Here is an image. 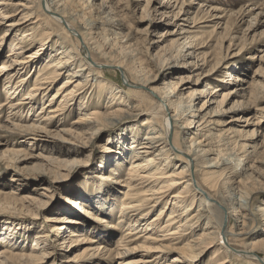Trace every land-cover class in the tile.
<instances>
[{"label":"bare ground","instance_id":"6f19581e","mask_svg":"<svg viewBox=\"0 0 264 264\" xmlns=\"http://www.w3.org/2000/svg\"><path fill=\"white\" fill-rule=\"evenodd\" d=\"M236 1L233 0V2ZM37 2L45 15L44 18L36 15L34 0H0V27L4 22L7 26L5 33L0 36V46L9 31H16L15 40L19 39L17 43L12 40L15 42L11 45V52L0 64V87H3L6 100L4 103L1 102L0 114L8 107L13 114H11L12 119L24 122L16 123L7 119L13 127L8 123L0 124V132L7 133L12 130L11 128L18 129L17 131H20L22 135L25 133V137L31 135L29 137L31 140L29 144L27 143L31 147L42 146L43 148L52 145V150L56 147L55 149L61 155H79L93 138L94 131L108 122V119L114 116H126V114L137 117L147 116L142 122L145 129L131 127L130 134L126 133L127 137L123 141H121L122 137L117 139L116 141L120 144L105 155L99 169L93 172L91 178H87L86 186L80 188V190L87 188L90 191L83 190L82 195L65 197L67 204L73 209L72 212L75 210L76 215L69 216L67 213L46 218V222H53L51 231L61 233L62 230L71 229L67 235L69 244L73 248L86 245L74 257L79 259L91 256L104 257V259L101 258L103 263L96 261V264H110L116 257H132L122 261L123 264H180V262L194 264L198 256L204 252L203 249L217 242L220 243L221 248H225V257L219 258L215 250L207 264H228L232 258H242L239 252L243 253L246 260L251 263L264 264V230L261 237L245 243L241 249L234 248L230 242L231 235L237 238L242 236L249 238L255 231L253 226L255 220L260 222L259 217L262 220L260 223L264 225V207L259 205L255 208L241 204L231 206L232 209L228 206L235 204L236 199L223 197L224 199L220 200L215 196L223 187L220 184L224 180L235 186V190L237 189L244 199L254 198L257 190L256 182L249 180L254 172H252L253 163L255 159H258L257 154H259L258 144H254V137L257 134L255 130L262 128V119L252 121L251 124L254 127L251 131L252 138L244 142H241L242 138L237 135L244 130H231L230 127L216 128L221 125L220 107L228 95L238 91L246 92L248 95V89L258 85L257 80L251 83L245 79L246 77L232 73L230 81H233L235 88L231 89L228 95L225 93L223 99L215 100L216 93L221 91V84L217 87L209 85L208 90H212L211 93H207L208 96L200 107L194 108V100L199 99L198 92L192 91L186 96L182 92L178 93L191 86L182 88L186 86L185 84L179 88L180 81L174 82L169 89L151 85L153 80L148 75L147 67L143 66L142 56H139L142 51H137L140 48H136L137 50L134 48L137 44L132 42L129 32L123 31L128 29L126 19L130 12L129 5L124 0H102L99 3L96 0H37ZM164 2L167 4L163 6L164 8L174 6L177 8L181 5L179 10H182L186 0H165ZM155 3L156 0L147 2V5L152 7L151 14L165 15L163 13L167 11H163ZM248 3V8L243 12L247 13L253 9L250 6L255 7L259 4L255 0H248ZM243 7L245 5L240 12ZM218 12L223 10L214 5L208 13H211L210 17L216 18ZM226 14L219 18L224 19ZM18 15L20 17L16 19ZM188 16L178 11L173 12L172 17L165 18L167 23L174 25L192 18V22L195 23L183 32L187 33L186 39L190 41L181 44L176 55L171 53L172 58L187 55L198 57L195 54L198 49L195 42L196 35L193 33L197 28L198 17ZM34 18L35 21H33ZM31 20V25L26 24ZM228 21L225 30L230 27ZM18 33L21 37H18ZM119 33L124 35L117 37L116 34L119 35ZM54 37L57 38L54 40ZM50 42H52V48L55 47V53L51 52L49 57H44L45 59L39 64L33 62L46 52L48 49L46 46ZM37 44H40L37 50L24 55L23 51L30 52ZM231 46L232 41L229 48ZM192 48L195 50H190ZM188 63L190 61H187L183 67L191 71L192 67H189ZM103 66L122 70L124 83L129 87L128 92L125 89L129 99L139 101L136 98L142 93L139 88L149 87L155 96V100H152L155 110L148 109V106L146 108L140 101L124 104L127 106L123 107V89L118 90L114 87L115 82L105 77ZM32 69L34 71L31 74ZM24 70L26 71L23 72ZM62 75H67V78L61 82L51 99L45 102L49 88ZM93 79L96 83L94 88L98 90L100 98L104 94H109L107 98L111 100V103L106 106L99 104L88 111L94 89L89 95L87 92ZM190 81L189 77L187 82ZM31 82H34L32 86ZM246 82L250 85L244 87ZM23 90L27 92L21 98ZM131 92L136 95L135 98L131 97ZM176 94L179 95L176 96ZM118 100L123 102L118 103ZM40 103L42 107L37 111L35 115L37 117L32 118L33 111ZM211 103H217L216 107L205 112ZM77 104L78 111L81 114L85 111L86 118L80 116V120L70 122V116L76 112L73 106ZM249 104V102L245 103V106ZM102 108L105 111H102ZM25 111L32 120L28 119V116L24 117ZM229 111L236 112L237 108ZM1 117L0 115V120ZM58 124L64 127H59ZM84 125L88 127L83 129ZM212 125L216 126L211 127ZM186 129L191 131L187 137L182 138ZM142 132H144L143 138ZM130 138L132 143L127 148L126 143L130 141ZM251 148L252 151H250ZM232 151L238 152L237 157L234 156L237 163L229 165L225 163L223 157L230 156ZM3 154L13 155L10 157L13 160L16 159L14 155L19 154V151L11 149L4 151ZM212 154L216 156L210 158ZM77 155L72 159L70 155L67 159L47 156L45 160L51 164L52 173L57 178L64 175L63 170L78 162ZM243 157H245L244 160ZM178 161L181 162L179 166L176 164ZM243 163L244 166L240 168ZM43 189L48 191L47 188ZM263 190L264 187H261L257 191ZM120 195H123V198H120ZM23 199L29 203L34 200L31 196ZM44 203L45 201H40V205ZM160 205L163 207L146 223L147 216ZM194 205L197 207L196 212H192ZM77 212H81L86 217V221H83L84 219L80 218ZM211 212L225 215L227 220L233 219L238 232L228 230L224 221L217 223ZM202 218L206 222L198 223ZM89 222L93 223L94 227L87 226ZM202 224L209 227H203L202 233L196 232V228H202ZM102 227L114 228L121 232L116 248L108 247L111 239L100 235L99 231H102ZM84 231L98 232L99 235L96 236L98 240L89 239L88 236V239L85 236L84 238ZM113 231L114 233L111 232L110 236L117 234L115 230ZM34 237V246L30 248L28 254L15 253L11 247L6 246L7 248L5 247L0 254V264H16L24 257L27 258L24 264L42 263L45 258L53 255L57 249L54 239H51V244L47 247L46 243L44 246L41 244L49 238L48 234L37 233ZM99 241L103 243L100 244ZM42 247L45 248L42 250ZM230 248L235 251H231ZM168 251H176L178 254L171 257V260H166L167 256L164 253ZM135 253L141 254L135 258ZM162 259L165 260L162 261ZM51 264H56V261L53 260Z\"/></svg>","mask_w":264,"mask_h":264},{"label":"rangeland","instance_id":"374dc122","mask_svg":"<svg viewBox=\"0 0 264 264\" xmlns=\"http://www.w3.org/2000/svg\"><path fill=\"white\" fill-rule=\"evenodd\" d=\"M96 1L97 3H99L102 0ZM124 1L129 5L130 12L128 13L126 19L128 29L123 31H125L126 33L129 32L130 39H132L133 43L137 44L134 48H140L136 50L142 51V54H140L139 56H142L143 66L147 67V71L149 73L148 75L153 80V83L151 85H153L154 87L169 89V86L177 81H180L179 88L181 87V85L183 86L185 84L186 86H183L182 88L191 86V88H185L184 90L182 89L178 93L181 94L182 92L184 96H186L189 94V92H198L197 96L199 99L194 100L193 102L195 106L194 108H197L200 107L203 101L206 99V97L208 96L207 93H211L212 90H208L209 85L217 87L221 84V91L216 93L217 95H215V100L219 101L223 99L225 93H227L226 95H228V92L231 89L235 88L233 81H230L232 73H238L241 77H246L245 79L251 83L252 81L257 80L258 85L254 87L251 86L250 90L248 89V95L246 92L240 91L232 93L230 96L228 95V98L224 100L223 105H221L220 107V109L222 110V113L219 115L220 119L222 120L221 125H212L211 127L216 126V128L218 129H228L230 127L231 130H244V132L242 133H237V135L242 138L241 140H239L241 142H244L246 139L252 138L251 131L254 129L251 124L252 121L262 119V128H257V130H255L257 134L254 137V144H258L259 154H257L258 159H255V162L253 163L254 165L252 172H254L252 173V178L249 181L256 182L255 187L257 190H259L261 187H264V0H255L258 1L259 4L255 7L250 6V8L253 7V9L249 11L250 13L243 12L248 8V0H237L236 2H233V0H186V2L182 6V10H179L181 8V5L179 6L180 8H175L176 6L172 8H164L163 6L166 4L164 2L165 0H156L155 5L162 8L163 11H167V13H163L165 14L163 16L161 14H151L152 7L151 5H147L148 0ZM34 2V6L36 7V9L34 8V10L35 13L37 12L36 15H40L41 18H44L45 15L38 7L37 0H34ZM214 5L217 8L223 10V12H218L219 14L216 18L209 16L212 13L211 11L210 14L208 13L209 10H211V7H214ZM244 5L245 7H243L242 9V13L240 12V10ZM178 11H181L182 14H186L187 16L189 15L188 17L190 18H192L193 16L198 17V21L196 22L197 28H195L196 30L193 32L196 35L195 42L197 43L198 49L195 54H197L198 57L193 55H187L178 58L171 57V53L176 55L177 49L181 48L182 46L181 44L186 41H190L189 39H186L187 33H183L184 30L190 29L191 26L195 25V23L192 22L193 18L188 19V21H180L179 25L167 23V20H165V18L167 16L169 18L172 17V13ZM226 12L228 14H226ZM225 14L226 17L224 19L219 18V16H223ZM19 17L20 15H18L16 19ZM35 20L36 19L34 18L33 21ZM227 21L229 22L230 27L228 28V30H225ZM30 22H32V20L26 24H30ZM6 28L7 26H5L4 22L0 27V36L5 33ZM192 28L194 29V27ZM213 29L215 30L213 31ZM15 33L16 31H9L6 39L0 46V64L7 58L6 56L10 54L11 45L14 44L15 41L17 43L19 40H15V38H17L14 37ZM121 35H124V33H119V35L116 34L117 37ZM18 37H21L20 33H18ZM56 38L57 37H54V40ZM231 41L232 46L229 48V44ZM39 45L40 44H37L36 47L30 52L23 51L24 55L26 56L28 54H31V52H34L39 48ZM46 47H48L46 52L38 56L33 62L39 64L45 58H47V56L49 57L51 52L55 53V47L52 48V42H50ZM190 50L194 51L195 49L192 48ZM99 60L103 63L105 62L103 59ZM187 61H190L188 65L190 64L189 67H192L191 71L183 67L186 65ZM103 68L104 72L106 73L105 77L112 80L113 83L115 82L114 87H116L118 90L123 89V107L127 106L124 104H131L132 102L138 103L140 101L146 108L148 106V109L152 108L155 110L156 107L153 106L152 102V100H155V96L153 95V93H151L149 87H140L139 89L142 93L139 97H136V95H134L132 92L130 93L131 97L135 96L139 101L129 99L126 95V91H129V87L124 83L123 73H121L122 70L119 68L107 66H103ZM25 71L26 70H24L23 72ZM33 71L34 69H32L31 74L33 73ZM24 74L26 75V73ZM189 77L191 81L187 82ZM66 78L67 75H62L60 76V78H58L56 83L54 82V84L51 85L47 92L45 102L51 99L53 94L57 91V88L59 87L61 82ZM1 79L3 80V77H1ZM94 79L90 84V88L88 90L89 92H87V94L89 95L94 89V94L92 93V97L90 99L91 108L88 107V111H91L95 107L99 106V104H103L106 106L107 104L111 103V100L107 98L109 94H104V96L100 98L101 96L99 95L98 90L94 88V85L96 84ZM222 80L224 82H221ZM33 83L34 82H31L30 85L32 86ZM249 85L250 83H244V87H247ZM2 88L3 87H0V105L6 101L5 93L3 92ZM125 89L127 90L125 91ZM26 92L27 90H23V92L21 93L23 94L21 98L25 95ZM143 94L145 95V97ZM179 94H176V96ZM97 96L99 98H97ZM123 100L120 101L123 102ZM120 101L118 100V103ZM248 102L250 104L248 106H245V103ZM42 103H40V105L36 107L32 115L30 114L32 118L37 117L35 115L37 114V111L42 107ZM78 104L76 106H73L75 107L77 113H72L69 118L70 122L80 120V116L86 118L84 115L85 111L82 112V114L78 111ZM216 105L217 103H211L205 112L209 111V109L210 111L213 110ZM240 107L241 109H239ZM234 108H237L236 112L229 111L230 109L232 110ZM102 111L105 110L102 108ZM11 114L12 113H10V109L6 107L4 112L0 114L2 116L0 124L6 125V123H8L9 126L13 127L11 123H9V121L7 122V119L11 122L15 121L16 123H24L20 120L12 119L13 114ZM27 116L28 119H30V116L25 111L24 117L27 118ZM146 117V115L137 117L129 116L126 114V116H114L111 119H108V122L94 131L93 138L90 140L87 147H85V149L82 150L81 153H79V155L69 154L72 157H70L69 155L59 154L55 149L56 147H54V149L52 150V145L43 148L42 146L31 147L30 145H28L31 140L29 139L31 135H26L25 137V133L24 135H22L20 131H17L18 129L11 128L12 130L10 132H0V254L6 246L11 247L15 253L28 254L30 252V248L34 246V236L37 233H41L49 235V238L46 239V242H43L41 246H44L45 243L47 247L48 245L50 246L51 239H54V243L56 244L57 249L54 251L53 255L45 258L42 263L36 262L34 264H51L53 263V260L56 261V264H96V261H100V263H103L101 258L104 259V257L99 258L91 256L85 259L74 257L76 256L75 254L79 253L81 249L86 245H81L78 247L75 246L73 248L69 244V236H67L69 235L71 229L62 230L61 233L52 232L51 226L53 225V222H46V218L58 217L67 213L69 214V216L76 215L75 210L74 212H72L73 209H71L67 204L68 202L65 197L69 195L73 196L75 194L82 195L83 190L84 192L85 190L86 192L90 191L87 190V188L81 190L80 188L85 187L87 183L86 181H88V179L92 177L93 172L99 169L105 155L108 152H112V150H114V148H116L120 144V142L116 140L122 137L121 141H123V139L127 137L126 133L130 134L129 132L131 130V127H141L143 129L142 122L144 119H146ZM235 118L237 119L235 120ZM59 125L60 124H58V126ZM59 127H64V125H61ZM83 127V129H85L88 127V125H84ZM190 131L191 130L186 129L182 134V138L187 137ZM141 134L143 138L144 132H142ZM127 143L126 145H128V148L132 143L131 138L130 141H127ZM109 147L111 149H108ZM11 149L19 151V154L14 155L16 159L12 160L10 158L13 155L7 156L6 154H3L4 151ZM250 151H252V148L250 149ZM232 152L233 153H231L230 156L226 155L225 157H223L226 164L234 165L235 163H237L236 157L238 152ZM76 155L78 162L63 170L64 175L58 176L57 178L52 173L53 167L47 160H45L47 156L61 158L63 157L62 159H67L70 157V159H72ZM215 156L216 154H212L209 157L213 158ZM242 159L244 160L245 157H243ZM180 163V161L176 162L177 166H179ZM243 166L244 163L240 168H242ZM125 169L127 170V167ZM224 181L220 184L221 187L223 186L219 192L220 194L216 193L215 196H217V199L220 198V200H223L226 197L228 199H236L235 204L229 205V208L233 209V207L231 206H240L241 204L245 206L251 205L255 208L259 205L264 207V190H256L254 194L255 199L253 197L244 199L241 197V193L239 194L238 190H235V186L226 183V181L224 183ZM43 188H47L48 191L44 190ZM41 193H44V195H41ZM27 196H31L34 198L32 203H29L23 199ZM119 197L123 198V195H120ZM241 199L243 201H240ZM40 201H45V203L43 205H40ZM162 207L163 205H160L158 208L152 211L147 216L146 223L153 216H155ZM194 207L195 208L192 212H196V205H194ZM77 213L80 215V218L82 217L84 219L83 221H86V217L83 216L81 212ZM211 215L217 223L220 221H224V224L228 226V230H233L232 232H238V230H236V225L234 224L235 221L233 219L232 221L231 219L227 220L225 215H219L216 214V212H211ZM116 216H118V214ZM258 219L260 222L262 221L260 220V217ZM116 220L117 218L114 221L116 222ZM204 222H206V220L202 218L198 223ZM260 222H258V220H255L253 225L255 231L252 233V235H250L249 238H244L246 236H242L243 238H237L233 235H231L230 238L229 236L232 246L234 248L241 249V247L243 248L242 245H244L245 243L252 242L258 237H261V234H263L264 225ZM92 224L93 223L89 222L87 226L94 227ZM203 227L205 228L209 226H205L204 224H202V228L197 227L196 232L202 233V231L204 230ZM96 230L97 229H95V231ZM101 230L102 231H99V233L102 237L106 236L108 237V239H111L110 245L108 247L112 249L116 248L121 232H118V230L114 228L105 229L104 227H102ZM113 230H115L117 234L115 233L110 236L111 232L114 233ZM99 233H88V231H84L83 237L85 236L87 238L88 236L89 239L92 238V240H98L96 236L99 235ZM243 241L244 243H242ZM99 242L100 244L103 243V241ZM235 245H237V247H235ZM44 248L45 247H42V250ZM224 249L225 248H221L220 243L217 242L215 245H211L210 247L203 249L204 252H202L198 256V259L194 261V264H207L215 250L217 251L219 258H224ZM230 250L235 251L233 250V248H230ZM140 254L141 253H135V258H138ZM164 254L167 256L166 260H171L173 256H177L178 253L176 251H168ZM238 254L242 255V258H232V260L228 264H254L246 260V258L243 256V253L239 252ZM130 258L132 257H116L115 259H113V261H111L110 264H119V262L121 264L122 261H126ZM67 259H69V261ZM26 260L27 258L24 257V259H19L16 264H24ZM164 260L165 259H162V261ZM180 264L183 263L180 262Z\"/></svg>","mask_w":264,"mask_h":264}]
</instances>
